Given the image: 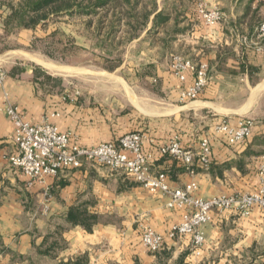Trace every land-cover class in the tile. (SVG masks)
<instances>
[{"label": "crops", "instance_id": "0c3cea01", "mask_svg": "<svg viewBox=\"0 0 264 264\" xmlns=\"http://www.w3.org/2000/svg\"><path fill=\"white\" fill-rule=\"evenodd\" d=\"M199 2L221 9L225 19L206 25L198 12ZM183 7L177 24L171 22L163 28L158 40L148 38L147 29L131 42L133 46L147 44L141 52L144 66L154 67L143 72L137 68L135 75L159 83H149L141 92L144 98L131 103V107L114 105L116 109H106L89 103L83 90L70 86L63 76L43 68L44 72L37 71L39 65L27 63L25 58L17 57L4 67L5 52H0V65L7 74L0 83V264H39L41 260L50 264H264V211L258 207L249 215L236 209L213 211L210 222L203 226L205 242L196 255L189 237L168 236L183 211L168 206L167 194L152 193L134 179L89 161L48 177L47 190L40 183L29 185L28 177L11 167L8 160L15 152L10 139L15 126L6 106L14 104L33 123L49 117L81 145L116 142L124 133L144 132L143 149L150 169L166 173L172 188L195 181L196 193L206 198L256 190L264 153V40L256 28L264 19V3L184 0ZM6 14L2 6L0 39ZM15 34L28 37L30 42L37 31L23 28L10 35ZM174 53L209 65V84L195 100L179 98L180 88L189 85L194 74L182 86L168 70ZM46 75L59 78V82L47 80ZM151 91L159 93L160 107L151 106ZM187 111H202L206 119L201 125L199 119L187 117ZM246 116L255 120L247 143L232 145L224 135L212 134L214 125L223 118L230 117L235 123ZM206 134L212 135L209 169L195 163L191 172L175 157L161 152L174 137L183 146L197 150ZM46 207L49 210L45 212ZM73 207L98 216L91 230L69 221L68 212ZM145 226L165 236L158 252L144 246ZM40 249H49V254H41Z\"/></svg>", "mask_w": 264, "mask_h": 264}, {"label": "built area", "instance_id": "2783aa9c", "mask_svg": "<svg viewBox=\"0 0 264 264\" xmlns=\"http://www.w3.org/2000/svg\"><path fill=\"white\" fill-rule=\"evenodd\" d=\"M5 1L7 0H0V6ZM259 1L264 3V0ZM198 12L206 25L218 24L226 17L221 9L208 7L203 2H199ZM256 31L264 40V19L257 26ZM171 70L182 86L188 81L189 75L194 74L193 81L180 88L181 101L197 99L210 81L207 63H196L182 54L173 55ZM6 76V71L0 65V83L4 82ZM6 113L15 126L10 136L15 145V152L9 155L8 160L11 167L20 170L28 177L29 185L40 183L48 190V177H56L65 169L80 167L85 161L104 165L111 172L124 174L141 183L152 193L167 194L168 206L183 211L180 221L172 225L168 236L173 239L189 237L192 252L196 255L200 253L205 242L203 226L210 222L213 211L221 213L236 209L242 215H249L255 207L264 211V153L260 156L259 186L256 190L206 198L196 193L198 183L195 181L185 187L172 188L166 173L151 171L148 155L143 149L146 137L142 131L128 132L116 142L103 141L87 146L75 141L70 132L61 131L49 117H46L42 123H33L25 119L18 106L14 104L6 106ZM254 127L255 120L252 117L238 118L235 123L230 117H225L214 125L212 134L224 135L227 142L232 145L245 144L252 135ZM211 151L212 135L210 134L202 136L197 150L183 146L177 137L170 139L161 147L163 154L172 155L191 172H194L195 163L204 169H209ZM48 210V207L44 209L45 212ZM164 240L165 236L162 233L150 226L143 227L142 242L148 251L158 252L163 247Z\"/></svg>", "mask_w": 264, "mask_h": 264}, {"label": "trees", "instance_id": "16d2710c", "mask_svg": "<svg viewBox=\"0 0 264 264\" xmlns=\"http://www.w3.org/2000/svg\"><path fill=\"white\" fill-rule=\"evenodd\" d=\"M183 4L184 0H7L0 8L7 9L3 20L4 35L23 28L46 29L50 22L76 21L84 35L93 41L92 45L105 52L103 59L110 63L105 68L114 71L123 63L122 52L126 45L147 29V37L158 40L163 28L171 22L177 24ZM57 32L58 28L49 35ZM36 68L43 71L40 66ZM45 77L59 82V78ZM68 219L91 230L98 216L73 207ZM39 251L49 254V249Z\"/></svg>", "mask_w": 264, "mask_h": 264}, {"label": "rangeland", "instance_id": "374dc122", "mask_svg": "<svg viewBox=\"0 0 264 264\" xmlns=\"http://www.w3.org/2000/svg\"><path fill=\"white\" fill-rule=\"evenodd\" d=\"M56 28H58V32L54 35H49ZM8 36L11 37L9 38ZM86 36L76 21L67 20H61L59 23L50 22L46 29H38L37 34H33L30 42L27 41L28 37L25 39L19 34L4 35L0 39V52H5V55H3L4 59L2 58V65L7 67L6 65L9 61L17 59V57L25 58L27 63H36L50 73L63 76L70 82V86L77 87L86 93L89 103L100 104L106 109L111 107L116 109L117 107L114 105L131 107V103L137 104L140 98H144V94L141 92L142 90H147L146 86L149 83L159 86L157 80L147 81L135 75V69L137 68H141L142 72L144 70L152 71L154 68L151 66L145 69L147 66H144L146 61L144 54L141 52L145 51L147 44L133 46L134 43L130 42L123 48V67L109 71L105 68V65L110 63L103 59L105 52L93 46V41L89 36L87 38ZM31 48L33 50H30ZM11 51H13L12 55L6 54ZM23 51L55 64L73 67L74 69L71 68V71L67 73L55 72L39 63L34 57L30 56V58L23 55ZM175 54L180 53H174L173 55ZM173 55L171 56L172 58ZM172 58L168 67L171 72ZM151 92L153 93L149 97L151 106L160 107L162 104L159 93ZM168 102L174 101L169 99ZM187 112V117L195 120L199 119L201 125L203 124L204 112L200 111L198 114L193 113V111ZM39 264L50 263L47 260H41Z\"/></svg>", "mask_w": 264, "mask_h": 264}, {"label": "bare ground", "instance_id": "6f19581e", "mask_svg": "<svg viewBox=\"0 0 264 264\" xmlns=\"http://www.w3.org/2000/svg\"><path fill=\"white\" fill-rule=\"evenodd\" d=\"M27 55V54H26ZM29 55V54H28ZM32 56V55H31ZM35 58V59H37V61L39 62V63H41L42 65H44L45 67H47V68H49V69H51V70H53V71H55V72H59V73H67V72H70L71 71V68H73V67H69V66H65V65H58V64H55V63H53V62H51V61H47V60H45V59H43V58H39V57H36V56H32V58ZM74 69V68H73Z\"/></svg>", "mask_w": 264, "mask_h": 264}]
</instances>
